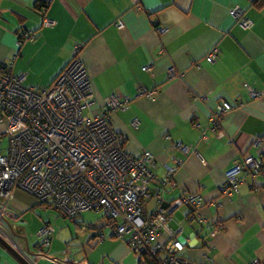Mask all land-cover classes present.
I'll list each match as a JSON object with an SVG mask.
<instances>
[{
    "label": "crops",
    "instance_id": "obj_1",
    "mask_svg": "<svg viewBox=\"0 0 264 264\" xmlns=\"http://www.w3.org/2000/svg\"><path fill=\"white\" fill-rule=\"evenodd\" d=\"M40 2L0 0V63L12 64V74L23 75L26 85L47 88L79 50L97 97L87 113L99 114L110 95L130 98L128 108L111 119L125 149L134 156L152 153L159 180L168 167L175 169L174 185H162L166 204L201 197L196 211L181 205L169 220L171 228H182L183 258L264 264V177L246 173L237 193H221L236 163L247 155L264 159V6L255 0H54L44 15ZM236 6L251 19L250 29L231 15ZM45 17L55 25L45 27ZM26 31L36 39L19 46ZM215 50L218 59L211 61ZM140 87L154 96H138ZM251 91L261 96L254 99ZM221 100L235 109L215 126ZM145 204L153 213L154 195ZM86 212L70 218L15 189L3 227L30 264H140L103 217L90 221L89 212H101ZM45 226L53 228L49 247L39 236ZM169 239L163 230L159 242ZM0 264L22 263L0 244Z\"/></svg>",
    "mask_w": 264,
    "mask_h": 264
},
{
    "label": "built area",
    "instance_id": "obj_2",
    "mask_svg": "<svg viewBox=\"0 0 264 264\" xmlns=\"http://www.w3.org/2000/svg\"><path fill=\"white\" fill-rule=\"evenodd\" d=\"M53 1L42 0L44 15ZM231 15L244 29L251 28L253 23L242 8L234 7ZM43 25L53 27L55 22L45 17ZM118 27L123 28V23L119 22ZM35 39V33L26 31L18 45ZM78 51L47 88L26 85L23 75L12 74V64L0 63V236L26 257L3 227L14 190L21 189L52 203L71 218L86 211L103 212L102 224L111 227L142 264H146V256L154 264H203L183 258L185 246L178 238L182 228L169 226L175 208L186 205L196 211L202 206L201 197L190 195L166 204L162 185H174L171 177L175 169L168 167L167 176L159 180L151 168L155 161L152 153L134 156L125 149L111 119L117 111L128 108L130 98L110 95L99 114L87 113L97 105V97ZM217 55L215 50L209 60L216 61ZM154 94L155 91L138 89V96L152 98ZM251 96L258 98L261 94L251 91ZM234 109L232 103L221 100L213 113L214 125L218 126L223 115ZM137 123L136 120L134 125ZM176 146L188 152L187 147ZM258 164L252 158L245 163L255 168ZM242 169L243 165H239L228 172V181L221 187L223 194L231 197L237 193V176ZM152 195L155 210L147 213L146 199ZM163 230L170 237L165 245L159 242ZM52 233L51 226L40 230L44 246L49 247Z\"/></svg>",
    "mask_w": 264,
    "mask_h": 264
},
{
    "label": "trees",
    "instance_id": "obj_3",
    "mask_svg": "<svg viewBox=\"0 0 264 264\" xmlns=\"http://www.w3.org/2000/svg\"><path fill=\"white\" fill-rule=\"evenodd\" d=\"M255 3L259 6V7H263L264 6V0H255ZM44 7V4H43V2H42V0H41V2H40V5H39V8H40V10L42 9ZM46 8V7H45ZM48 9V8H47ZM251 20V19H250ZM238 24H239V22H237ZM240 25V24H239ZM241 26V25H240ZM242 27V26H241ZM243 28V27H242ZM244 29V28H243ZM245 30H248V29H245ZM21 36H22V34H21ZM21 38V37H20ZM218 56L219 55H217V59H218ZM253 98V97H252ZM255 99V98H254ZM220 102V101H219ZM219 104V103H218ZM217 104V105H218ZM217 105H216V107H217ZM229 113V112H228ZM227 114V113H226ZM225 114V115H226ZM225 115H223V117L225 116ZM223 117H222V119H223ZM123 143H124V140H123ZM248 158H252L253 160H255L257 163L259 162V166H258V168H255V167H251V166H247V165H245V163H246V160L248 159ZM239 165H243V169H242V171L241 172H239V174H238V179H239V186L245 181V174L246 173H249V174H251L254 178L255 177H259V176H262V177H264V159H261V158H255V157H252V156H245L241 161H239L238 163H236V165L232 168V169H234L235 167H237V166H239ZM232 169H230V170H232ZM230 170H228L227 172H226V174H225V182H224V184H226L227 183V181H228V177H227V174H228V172L230 171ZM223 184V185H224ZM222 185V186H223ZM239 188V187H238ZM221 192V191H220ZM222 194H223V192H221ZM223 195H225V194H223ZM225 196H227V195H225ZM74 218V217H73ZM140 264H142V262H140ZM146 264H154V261H151V259L150 258H148L147 256H146Z\"/></svg>",
    "mask_w": 264,
    "mask_h": 264
},
{
    "label": "rangeland",
    "instance_id": "obj_4",
    "mask_svg": "<svg viewBox=\"0 0 264 264\" xmlns=\"http://www.w3.org/2000/svg\"><path fill=\"white\" fill-rule=\"evenodd\" d=\"M5 145L7 146V142L5 143ZM49 210H50V213H55L53 209H49ZM45 211H46V210H45ZM34 213H37V212H34ZM38 213H39V212H38ZM82 213H83V212H82ZM84 213H87V212H84ZM48 215H49V214H48ZM88 215L90 216V219H91V220H90V219H89V220H90V221H94L95 219H96V220H100V219H102V217L104 216V213H103V212H101V213H94V212H91V213H90V212H89ZM48 217H49V216H48ZM57 217H58V219L60 220V222H62L63 219H65V220L68 219V218H62L61 216H57ZM67 217H68V216H67ZM70 218H71V217H70ZM80 219H82V221H83V220H87V217L84 218V215L81 214ZM68 222H69L70 224L75 225V223H72L71 220H69V219H68ZM73 225H72V226H73ZM69 226L71 227V225H69ZM109 229H110V228H109ZM63 230H67V227H66V226L63 227ZM105 230H108V227H106ZM40 242H41V240H40ZM133 251H134V250H133ZM134 252H135V251H134ZM135 253H136V252H135ZM33 255H35V256H33ZM33 255H32L33 258H35V259H37L36 256H39V254H33ZM136 255H137V254H136Z\"/></svg>",
    "mask_w": 264,
    "mask_h": 264
},
{
    "label": "water",
    "instance_id": "obj_5",
    "mask_svg": "<svg viewBox=\"0 0 264 264\" xmlns=\"http://www.w3.org/2000/svg\"><path fill=\"white\" fill-rule=\"evenodd\" d=\"M0 244L6 248L19 262L22 264H30L28 257L22 256L15 248H13L10 243H8L2 236H0Z\"/></svg>",
    "mask_w": 264,
    "mask_h": 264
}]
</instances>
